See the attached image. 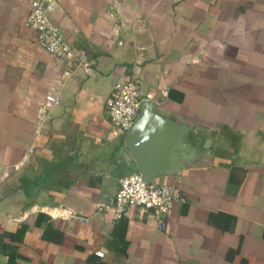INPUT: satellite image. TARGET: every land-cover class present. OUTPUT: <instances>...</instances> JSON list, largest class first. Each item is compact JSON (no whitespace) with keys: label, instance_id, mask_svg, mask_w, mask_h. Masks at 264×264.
I'll return each instance as SVG.
<instances>
[{"label":"crops","instance_id":"crops-1","mask_svg":"<svg viewBox=\"0 0 264 264\" xmlns=\"http://www.w3.org/2000/svg\"><path fill=\"white\" fill-rule=\"evenodd\" d=\"M55 1L66 58L0 0V264H264V0ZM124 81L198 139L153 181L182 196L161 229L108 207L138 172L106 115Z\"/></svg>","mask_w":264,"mask_h":264},{"label":"built area","instance_id":"built-area-1","mask_svg":"<svg viewBox=\"0 0 264 264\" xmlns=\"http://www.w3.org/2000/svg\"><path fill=\"white\" fill-rule=\"evenodd\" d=\"M28 10L24 18L25 25L35 32V43L57 58L72 55L68 43L60 29L51 21L50 15L56 8L55 0H27ZM87 71V68L84 67ZM141 100L132 81L116 82L105 100L106 115L110 124L120 134H124L135 118ZM48 103L56 104L51 96ZM182 201L177 187L173 185L145 181L138 172H130L118 179L112 192L108 207L113 210L114 219H119L128 207L149 210L161 229L165 217L174 202ZM97 255H101L96 251Z\"/></svg>","mask_w":264,"mask_h":264},{"label":"water","instance_id":"water-1","mask_svg":"<svg viewBox=\"0 0 264 264\" xmlns=\"http://www.w3.org/2000/svg\"><path fill=\"white\" fill-rule=\"evenodd\" d=\"M157 104L141 99L137 114L124 134L123 142L136 170L145 181L153 182L161 173H172L192 158L197 137L155 111Z\"/></svg>","mask_w":264,"mask_h":264}]
</instances>
